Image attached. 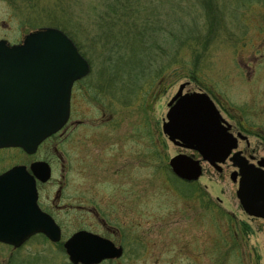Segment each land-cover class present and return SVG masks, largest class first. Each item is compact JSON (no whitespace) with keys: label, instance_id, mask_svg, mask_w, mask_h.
Instances as JSON below:
<instances>
[{"label":"rangeland","instance_id":"obj_1","mask_svg":"<svg viewBox=\"0 0 264 264\" xmlns=\"http://www.w3.org/2000/svg\"><path fill=\"white\" fill-rule=\"evenodd\" d=\"M247 1L225 0L227 14L236 15L243 24L227 25L228 33L217 37L213 31L212 44L198 67L190 49L179 48L177 42L176 62L174 49L160 60L168 67L160 73L164 76L153 78L151 70L144 78L131 72L125 79L110 73L111 63L96 59L97 49L83 47L91 57V72L76 83L71 96L72 120L84 125L65 142L69 193L78 195L81 187L93 189L102 212L139 244L136 252L127 249L106 264H264V222L242 210L237 183L229 177L232 167L221 165L219 173L202 162V175L187 185L172 174L168 161L191 151L173 145L161 129L168 102L187 83L184 92L207 93L221 115L247 136L248 151L264 157V5L250 0L243 13L236 8ZM171 17L179 18L180 13L174 11ZM32 30L0 0V39L19 43ZM192 69H196L194 80L188 76ZM89 84L101 90L88 92ZM135 87L139 91L130 95L135 98L130 104L118 97L117 90L129 92ZM64 137L66 133L53 141ZM80 143L84 157L79 155ZM25 158L23 153L3 151L0 166ZM62 163L56 162L57 176L62 174ZM88 226L100 228L88 213L70 210L63 219L67 235ZM28 251L34 252L26 256ZM8 255L9 250L0 246V264H13ZM21 255L25 257L20 264H71L60 246L41 240Z\"/></svg>","mask_w":264,"mask_h":264},{"label":"water","instance_id":"obj_2","mask_svg":"<svg viewBox=\"0 0 264 264\" xmlns=\"http://www.w3.org/2000/svg\"><path fill=\"white\" fill-rule=\"evenodd\" d=\"M89 72L88 61L59 28L33 30L17 44L1 39L0 148L33 153L67 122L73 82ZM186 85L182 83L168 102L162 132L173 145L199 155L179 153L168 161L174 176L192 182L202 175V162L220 172L236 148L237 137L228 132L230 125L210 96L203 91L183 92ZM229 160L236 168L229 177L237 183L242 210L264 222V157L252 163L235 152ZM40 165L32 163L31 171L36 173ZM46 177L44 170L42 180ZM35 232L49 235L53 242L60 239L59 227L37 205L32 174L24 165H16L0 174V241L18 246ZM63 246L72 264H99L122 255L121 247L85 230L72 234Z\"/></svg>","mask_w":264,"mask_h":264},{"label":"trees","instance_id":"obj_3","mask_svg":"<svg viewBox=\"0 0 264 264\" xmlns=\"http://www.w3.org/2000/svg\"><path fill=\"white\" fill-rule=\"evenodd\" d=\"M3 1L14 16L20 18L23 24L30 25L33 30L45 26L63 30L84 57H87V51L83 47L97 49L99 53L96 54V59L111 63L110 73L115 77L122 74L124 78H128L131 72L138 79L144 78L151 70L154 71L153 78L164 76L160 73L168 67L166 63L163 66L160 64L162 57H167L168 52L174 49L173 60L176 62L179 48L185 47L194 55L193 64L198 67L196 63L204 57L203 52L212 44L213 31L217 37L228 33L227 25L243 24L236 15L227 14L225 0ZM254 1V4L264 5V0ZM249 4L250 0L236 8L243 13V8L246 6L247 10ZM174 11L180 13L179 18L171 17ZM177 42L179 48H176ZM87 60L91 62V57L88 56ZM195 72L196 69L188 72L193 80ZM139 87L129 92L116 89L118 97L130 104L135 99L130 95L139 91ZM85 89L88 92H98L101 87H91L89 84Z\"/></svg>","mask_w":264,"mask_h":264},{"label":"flooded vegetation","instance_id":"obj_4","mask_svg":"<svg viewBox=\"0 0 264 264\" xmlns=\"http://www.w3.org/2000/svg\"><path fill=\"white\" fill-rule=\"evenodd\" d=\"M78 82L79 81L73 82L71 96H72L73 88ZM83 125H84L83 121L75 122L72 120V107H71V97H70V109H69V117H68L67 122L56 133L45 138L37 146L36 150L33 153L29 154L23 151L19 147L0 148V153L3 151H7V150H13L15 152L23 153L25 155L26 158L24 160H21V161L17 160L15 161L16 162L15 164L9 167L0 166V174L5 172L7 169L13 166L24 165L34 178L35 188H36V201H37V205L39 209L44 214H46L48 218L50 216L60 229V239L56 242H53L49 238V235L43 232H35V233L30 234L18 246H14L12 244H8V243H4L0 241V246L9 250V255H8L9 263L18 264V263H15L16 259L18 258H21V261L19 262V264L22 263V258L25 257V255L27 256L28 254H32L34 252V251H28L27 254L22 256L21 255L22 251H24L25 248L30 247L32 243L38 240H41L47 243L48 245L49 243H51L56 246H60L65 251L64 246H63L64 242L72 234L78 231H81V230L95 233L103 238L110 240L111 242L114 243L115 246L121 247L122 255L120 257L123 256V254L126 252L127 249L128 250L132 249L133 252L137 251L139 244L135 243L133 239L129 238L132 235L126 232L125 229L121 228V225L119 223H117L113 219H110L108 214L106 215L102 212L98 203L95 202L94 194L96 192L93 191V189L81 187L78 189L80 191H77L75 193L78 195H70L69 193V190H71L72 188H69L67 185V175L65 173V164H64V161L66 158L65 152H64L65 142L67 140L69 141L71 139V136L75 134V130H77L80 126L82 127ZM100 125H105V123L100 122ZM229 125L230 126H229L228 132L232 134L233 136L237 137L236 148L232 150V152L229 154V156L227 157L226 161L222 164V166L232 167V171L235 170L232 165V162L229 160L230 156H232L233 153L235 152H240L241 156H244L245 158L249 159V161L251 162H256L257 160L261 159V157L259 158L256 157V154L254 153L253 150L252 152L248 151V148L250 145L248 138L239 129H237V125L231 124V123H229ZM68 130H69V135L67 136ZM65 133H66V137L62 138V140L53 141V139L56 136L60 135L61 137ZM242 137H245V139ZM243 143H244V147H243ZM79 149H80L79 155L81 157H84L85 155L84 143L79 145ZM57 161L63 162L61 165L62 174L59 176L55 174V170H56L55 167H56ZM17 162H23V163H17ZM35 162L41 163L40 168H38L36 173L31 171L30 169L31 164ZM223 167L219 173L223 172ZM44 170H47V177L45 178V180H42V177L44 176ZM70 210H77V211L92 215V217L96 218L97 223H99L100 225V228L95 229L92 226H88L89 228L88 227L80 228V229L74 230L70 234L68 233V235L67 233L65 234V230L63 227V219L67 218ZM19 230L21 231V229ZM24 230H27V228H25ZM132 244L134 245L132 246ZM116 259L118 258L103 260L99 264L101 263L106 264L107 261H113Z\"/></svg>","mask_w":264,"mask_h":264}]
</instances>
